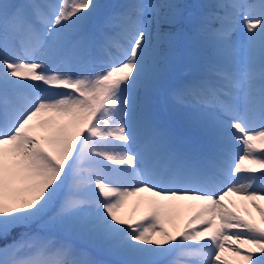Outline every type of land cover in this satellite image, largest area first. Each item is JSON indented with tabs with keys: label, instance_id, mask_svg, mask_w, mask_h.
<instances>
[{
	"label": "snow or ice",
	"instance_id": "obj_1",
	"mask_svg": "<svg viewBox=\"0 0 264 264\" xmlns=\"http://www.w3.org/2000/svg\"><path fill=\"white\" fill-rule=\"evenodd\" d=\"M183 7L0 0V264H264V0Z\"/></svg>",
	"mask_w": 264,
	"mask_h": 264
},
{
	"label": "rangeland",
	"instance_id": "obj_2",
	"mask_svg": "<svg viewBox=\"0 0 264 264\" xmlns=\"http://www.w3.org/2000/svg\"><path fill=\"white\" fill-rule=\"evenodd\" d=\"M50 2H52V0H50ZM101 2L106 3V4H117V3H122L123 0H101ZM176 2L182 6H186V7H183L182 10L185 12V14H187L188 12L197 13L199 9L195 8L194 6L199 5V4L208 3L210 2V0H176ZM175 31H180V38H179V42L177 46V51L180 56V59L178 60L176 67H175V71L169 81V87L171 88L176 87L180 83L188 82L190 80L197 78L200 74L199 68L205 62L204 53L201 51L196 41L194 40L193 34L187 28H184L183 30L179 29ZM198 58H201L203 60L198 62L197 61ZM197 64L199 65V68L197 67L198 66ZM181 65H183V68ZM189 69L194 70V74H192ZM193 75H194V78H192ZM239 151H238V154H239ZM131 198L132 200L137 201L138 196L131 197ZM237 198H238L237 196H232L226 199L237 200ZM258 203L264 206V200L258 201ZM137 205H139V203H137ZM135 208L136 206H132L131 208L126 210V206H125L123 211L122 210L121 211L123 212V214H125V211H127L126 218H129V217L134 218L133 214L135 213ZM184 211H181V213L184 212V215H186L187 213L188 217L184 218L183 220H181L179 217H176L174 215L168 218L167 222L171 224V229L168 228L169 231L175 232L177 229H183L186 226L188 219L193 214L194 210L185 208ZM188 211H191V212H188ZM141 213H144V212H141ZM253 217H255L257 221L259 220V213H257L255 209H253ZM179 221H181L180 224H178ZM193 227H198V225H193ZM226 256H229V258H231V255L229 253H226Z\"/></svg>",
	"mask_w": 264,
	"mask_h": 264
},
{
	"label": "bare ground",
	"instance_id": "obj_3",
	"mask_svg": "<svg viewBox=\"0 0 264 264\" xmlns=\"http://www.w3.org/2000/svg\"><path fill=\"white\" fill-rule=\"evenodd\" d=\"M52 2H54V0H52ZM201 53V52H200ZM201 60H203V59H201V58H198L197 59V61L198 62H200ZM198 65V64H197ZM182 66V68H183V65H181ZM198 68H199V65L197 66ZM190 70V72L192 73V74H194V70H192V69H189ZM193 77H194V75H193ZM238 151H239V148H237L236 149V154H238ZM141 195H148V194H141ZM132 198H130L129 200H128V202L125 204V206H126V210H128L129 208H131L132 206H136V208H135V213L133 214V216H134V218L135 219H139L142 215H143V213H141V212H144L145 210H146V205L145 204H143V203H141L140 202V197L138 196V199H137V201H135V200H132ZM238 204L241 202L240 201V197H238L237 198V200H235ZM135 202H137V203H139V207H137L138 205H137V203H135ZM124 206V207H125ZM124 207L122 208V209H120V211H119V214L121 215V216H124L125 218H126V216H127V211H125V214H123V209H124ZM122 210V211H121ZM250 210H251V212H252V215H253V209H251L250 208ZM181 211H184V209H182ZM185 212V211H184ZM184 212L183 213H181L182 214V216L180 215L179 216V218L181 219V220H183L184 218H186V217H188V215H187V213H186V215H184ZM188 212H191V211H188ZM185 216V217H184ZM181 223V221H179V223L178 224H180ZM166 228H169V229H171V224H169V222H165V225H164Z\"/></svg>",
	"mask_w": 264,
	"mask_h": 264
},
{
	"label": "trees",
	"instance_id": "obj_4",
	"mask_svg": "<svg viewBox=\"0 0 264 264\" xmlns=\"http://www.w3.org/2000/svg\"><path fill=\"white\" fill-rule=\"evenodd\" d=\"M174 27H177V26H173V28H174Z\"/></svg>",
	"mask_w": 264,
	"mask_h": 264
}]
</instances>
